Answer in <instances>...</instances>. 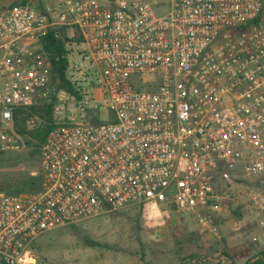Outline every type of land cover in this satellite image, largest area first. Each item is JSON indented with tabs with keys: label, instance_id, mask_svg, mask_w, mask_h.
<instances>
[{
	"label": "built area",
	"instance_id": "2783aa9c",
	"mask_svg": "<svg viewBox=\"0 0 264 264\" xmlns=\"http://www.w3.org/2000/svg\"><path fill=\"white\" fill-rule=\"evenodd\" d=\"M52 28L70 88L42 43ZM42 103V190L0 191L5 264H35L47 231L136 203H175L209 227L206 210L240 180L256 184L264 230V0L0 5V150L27 146L19 111L38 127Z\"/></svg>",
	"mask_w": 264,
	"mask_h": 264
},
{
	"label": "rangeland",
	"instance_id": "374dc122",
	"mask_svg": "<svg viewBox=\"0 0 264 264\" xmlns=\"http://www.w3.org/2000/svg\"><path fill=\"white\" fill-rule=\"evenodd\" d=\"M58 7L55 18L69 20ZM102 117L107 118L108 112L103 111ZM26 138L24 149L0 150V187H8L1 191L15 192L24 182L43 178L41 153L35 152L39 141L31 135ZM255 185L240 180L221 189L224 198L206 210L210 219L206 228L193 212L170 202L159 207L136 203L53 228L35 242V264H245L264 249V230L251 203Z\"/></svg>",
	"mask_w": 264,
	"mask_h": 264
},
{
	"label": "trees",
	"instance_id": "16d2710c",
	"mask_svg": "<svg viewBox=\"0 0 264 264\" xmlns=\"http://www.w3.org/2000/svg\"><path fill=\"white\" fill-rule=\"evenodd\" d=\"M25 2H27V0L16 2V4L25 3ZM56 30L57 29H54V28L50 29L48 33L42 37V43L44 45V48L47 54L49 55L52 61L53 72L59 78L60 85L70 88V85L65 77L66 56H65L64 41H63V38L57 37L55 35ZM60 30L62 31L63 36L65 38H68L67 27L64 26ZM31 109L32 111L38 112L42 116L44 120L42 125L39 127H35V128H29L27 124V116H28L27 112H25V110H22V111H19L20 114L17 117V127L20 130V132H22L25 136L31 135L32 138H35L39 141V144H37L38 150H35V152L40 151L41 153V147L45 140V137L47 136L48 132L52 128V123H51V121L53 120L52 109H51V106L46 103L33 106ZM29 143H32V142L29 141ZM33 179L34 180L32 181L24 182V186L15 190L16 194L20 192L38 190L43 187V184H42L43 178L41 176H36ZM40 179H41V182H40ZM1 189H8V187L3 186V188L0 187V191ZM7 192L15 193L14 191L12 192L7 191ZM0 264H5V263L2 262L0 259ZM245 264H264V249L260 252V254L256 258L249 260Z\"/></svg>",
	"mask_w": 264,
	"mask_h": 264
},
{
	"label": "crops",
	"instance_id": "0c3cea01",
	"mask_svg": "<svg viewBox=\"0 0 264 264\" xmlns=\"http://www.w3.org/2000/svg\"><path fill=\"white\" fill-rule=\"evenodd\" d=\"M16 1H20V0H0V5L1 6H12L16 4Z\"/></svg>",
	"mask_w": 264,
	"mask_h": 264
}]
</instances>
